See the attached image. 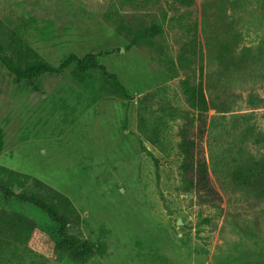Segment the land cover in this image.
I'll list each match as a JSON object with an SVG mask.
<instances>
[{"label":"rangeland","instance_id":"374dc122","mask_svg":"<svg viewBox=\"0 0 264 264\" xmlns=\"http://www.w3.org/2000/svg\"><path fill=\"white\" fill-rule=\"evenodd\" d=\"M12 32L116 77L73 64L31 83L0 63V184L66 210L67 236L96 248L76 259L60 223L0 191V264H264V0H0ZM185 78L208 97L219 205L182 177Z\"/></svg>","mask_w":264,"mask_h":264},{"label":"trees","instance_id":"16d2710c","mask_svg":"<svg viewBox=\"0 0 264 264\" xmlns=\"http://www.w3.org/2000/svg\"><path fill=\"white\" fill-rule=\"evenodd\" d=\"M180 2L191 5L194 0H179ZM195 40L188 42L181 53V58L188 63L193 60L188 56V52L195 54ZM187 53V54H186ZM0 63L12 74L18 81H29L31 83L37 77L44 74H60L65 72L73 64L78 70L86 72L90 69H101L105 74L116 77L110 73L105 65L101 64L95 53H89L85 56H79L72 53L64 58L58 65H53L44 59L39 51L29 44L25 38L18 32H12L7 40L0 38ZM183 89L188 104L197 110V116H188L186 123L180 130V152L182 162L180 165L185 187L195 190L202 202L219 205L222 200L221 193L212 183L208 161L204 154V147L201 138L205 132L206 112L209 109V101L202 81L191 83L188 78L183 81ZM198 120L197 134L192 132L195 121ZM197 135V136H196ZM0 191L7 197H17L23 201L30 202L46 212L49 217L57 223H60V231L64 240L60 245H66L72 254L78 260H84L85 255L94 253L95 246L84 241L78 242L73 237H68L66 227L68 225V216L66 210L61 211L53 202L44 198L24 193H17L7 186L0 184ZM103 243L98 249L104 250Z\"/></svg>","mask_w":264,"mask_h":264}]
</instances>
